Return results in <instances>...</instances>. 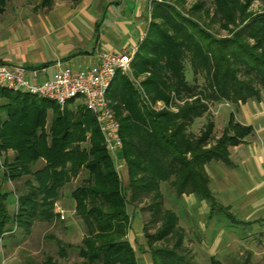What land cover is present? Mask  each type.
I'll use <instances>...</instances> for the list:
<instances>
[{
    "label": "trees",
    "instance_id": "1",
    "mask_svg": "<svg viewBox=\"0 0 264 264\" xmlns=\"http://www.w3.org/2000/svg\"><path fill=\"white\" fill-rule=\"evenodd\" d=\"M6 1L0 0V13ZM205 1L211 6L204 10V16L211 23L220 20L233 26L235 14L242 17L250 2L243 0L242 6V0H204L193 10L205 8ZM155 13L161 15L162 28L152 24ZM149 19L146 35L131 62L134 76L148 74L140 84L144 94L124 74H117L107 95L120 126V157L126 167L127 183L116 172L97 123L83 105L69 108L71 102L60 110L51 101L0 90V100L5 102L0 112L6 115L4 119L0 116V161L2 153H13L11 160L3 158L7 172L0 171V239L11 231L8 226L12 228L14 223L12 210H18L15 224L25 233L36 220L51 222L59 191L80 173L84 174L81 184L70 194L74 214L84 227V237L77 247L80 261L74 264H137L135 252L126 240L130 224L127 210L143 198L149 201L147 209L152 212L153 223H161L154 235L145 233L153 264H179L174 249L153 246L154 241H168L177 232L175 215L163 209V181H169L179 195L193 193L212 210L220 208L209 188L204 166L212 160L228 163V148L240 144L253 129L236 123L231 115L214 143L210 121L197 138L183 133L179 137V133L207 113L208 102L237 106L248 100L260 101L264 94V16L250 21L247 32V37L255 40L252 50L258 49V55L238 43L213 39L198 23L183 18L175 4L163 8L153 2ZM232 47L237 49L233 55ZM189 54L191 60L204 54L202 62L211 54L216 62L217 74L209 79L206 89L190 86L185 80L183 60ZM233 62L246 65L247 70L232 68ZM244 72L250 78L238 79ZM256 86L260 87L258 91ZM170 95L193 97L174 114L149 110L148 104L157 100L169 104ZM48 110H52L53 117L46 130ZM84 143L87 146H81ZM38 162L43 166L33 171L32 166ZM22 175L32 176L36 185L27 181L28 190L18 196L17 207L13 208L11 192L5 187L8 181ZM50 239L63 246L56 237ZM60 252L64 255L65 251ZM42 264L61 263L47 255ZM211 264L219 263L211 259Z\"/></svg>",
    "mask_w": 264,
    "mask_h": 264
},
{
    "label": "crops",
    "instance_id": "2",
    "mask_svg": "<svg viewBox=\"0 0 264 264\" xmlns=\"http://www.w3.org/2000/svg\"><path fill=\"white\" fill-rule=\"evenodd\" d=\"M153 2L53 0L50 6L39 10L3 12L0 17V64L24 67L34 72L35 79L41 82L51 79L60 65L72 70L93 67L102 52L134 54L146 35ZM225 109L227 123L232 115L236 123L253 129L240 144L228 148V163L212 160L204 166L209 188L220 207L214 212L227 214L230 220L227 229H222L221 224H217V231L213 229L210 221L215 217H209L211 208L205 200L193 193L177 194L169 181L160 185L163 209L173 212L177 219V241L171 243V248L168 241L163 240L154 241L153 246L168 249L178 246L175 255L179 264H211V259L219 264H264V95L260 101L248 100L237 106L213 103L211 112L208 110L196 117L179 137L182 133L195 138L201 136L203 121L206 124L210 121L214 143L227 126L224 124L222 131L217 132V121L224 118ZM120 174L122 180L127 181L126 167ZM67 202L73 206L70 200ZM54 204L63 211L64 219L60 214L57 217L64 222L65 231L71 232L76 223L72 217L74 212L66 207L68 205ZM137 204L139 201L127 210L130 224L126 240L135 252L137 264H153L145 233L154 235L161 223L154 224L152 212ZM207 216L210 220L206 223ZM148 226L155 227L153 232L147 230ZM236 226L243 228L244 237L234 236L232 231ZM83 237L79 238L80 243ZM204 246H207L205 251ZM235 246L240 250L233 251ZM0 247L3 264L12 263L4 253L22 250L20 246L7 249L2 240ZM64 257L60 254L58 262L66 261Z\"/></svg>",
    "mask_w": 264,
    "mask_h": 264
},
{
    "label": "rangeland",
    "instance_id": "3",
    "mask_svg": "<svg viewBox=\"0 0 264 264\" xmlns=\"http://www.w3.org/2000/svg\"><path fill=\"white\" fill-rule=\"evenodd\" d=\"M48 1L45 2V0H8L6 1L5 7L3 12L4 13H10L12 10L17 9V11L23 12L25 9H34V10H39L42 8H45L47 6H50L53 2V0H46ZM155 5H161L163 8L165 6H174L175 4V10L185 19L196 22L199 24V26L202 28L203 31L209 32L213 39L215 40H229L230 42H235L240 45H242L245 49L251 50L252 53L255 55L260 54V51L258 49L252 50V47L254 45L255 40L247 37V32L250 28V21H254L257 18H261L264 16V3L260 0H250L248 3V6L246 5V8L244 10V13L242 14V17H239L238 12L235 14V22L236 25H229L226 24L225 22H220L215 21V23H211L208 18L204 16V10L207 7H210V3L205 1V8L195 11L193 8L197 5H201L204 3V0H183V1H176V0H154ZM240 4L243 6L244 2L243 0L240 1ZM4 13H0V17L3 16ZM168 13V12H167ZM169 15V13H168ZM1 19V18H0ZM152 24L156 26H160L162 28V19L161 15L155 13V15L152 17ZM222 24H226L225 28L222 26ZM188 31V30H187ZM203 49V48H202ZM204 52V51H203ZM237 52L236 47H232L231 54H235ZM204 55V54H203ZM202 55V57H203ZM200 55H196L193 57L191 60L190 54L188 56L184 57L183 60V66H184V77L185 80L188 82L190 86H195L196 88H205L207 85L209 79L212 76H215L217 74V67L215 69L216 62L212 61V56L211 54L206 57L205 60H200L202 59ZM226 58H229V55H226ZM235 62L231 63L232 68H241V71L247 70V66L244 64H235ZM124 76L127 78L128 81H130L133 85L134 88L138 91L141 92L142 94L144 90L140 84L142 81H144L146 78H148V74H138L134 76L132 69L128 74H124ZM250 74H246L244 72V75L238 76V79H243V80H248L250 78ZM260 87L256 86V90L258 91ZM206 89V88H205ZM197 90V89H196ZM10 92V91H7ZM203 92L208 93V91L203 89ZM15 94V93H14ZM264 95V94H263ZM171 97L173 95H170ZM193 96H181V97H176L173 96V101L172 104H166L165 102H162L160 100H157L156 102L152 104H148V108L150 111L158 114L161 112H167V113H176L180 108H182L185 104V102L190 103L192 100L190 98ZM39 100H45L42 98H38ZM145 99V98H144ZM192 99V98H191ZM48 101V100H46ZM146 101V100H145ZM5 102L3 100H0V106L4 104ZM111 103V102H110ZM72 104V103H71ZM69 104V108H73L74 106L77 105H82L81 101H75L71 105ZM208 110L213 107L212 102H208L207 104ZM210 111V110H209ZM211 112V111H210ZM228 111L225 109L224 113L226 114L224 116V120L221 119L219 122L217 121V132H221V127L224 126V124L227 123L228 120ZM0 116L4 119L6 117L5 113L0 112ZM53 117V112L52 110H48L47 112V125H46V130H49V126L51 123ZM204 125L203 128H206V122L203 121ZM87 136H90L87 134ZM81 146L85 147L87 146L86 143L82 144ZM4 156H7V159L11 160L13 157V153L9 151L6 155L5 153H2V160L0 161V171L2 172H7L6 167L3 165V158ZM43 166L42 162H38L37 164L32 166V170H37L40 169ZM9 173V171H8ZM82 173H80L76 178H72L60 191L58 194V198L55 200L56 203H62L63 205H68V209H72L71 211L74 212V204L73 206L67 202V200L71 203L73 201L71 200L70 194L71 192L80 186L81 180L83 179ZM121 178V174L119 175ZM122 179V178H121ZM127 180V179H126ZM27 181L30 182L32 185H36L34 178L32 176H21V178L17 180H10L8 181L7 186L5 189L9 192H11V201H13L14 205L13 208L17 207V198L20 194L23 192H26L28 190V186L25 184ZM123 181V180H122ZM124 182V181H123ZM124 183H127L125 181ZM163 202V199H162ZM61 205V204H60ZM138 205V204H137ZM139 205L141 206L140 208H146L149 206V201L146 198H143L142 200H139ZM138 205V206H139ZM12 207V206H11ZM215 209H210L209 217H215L213 218V221H210L213 225V229L215 231L218 230L217 224H221V228H226L230 224L229 218H227V214H219L216 215L214 212ZM14 212V223L12 228L10 226L9 229H11L10 232H7L2 235L1 239L4 244L6 245L7 249H10V246L12 248L14 247H19L20 246V252H12L11 254L9 253H4L6 255L5 258L7 259L9 257L10 260H12L11 264H42L44 261L45 256L50 255L53 257L55 260L59 261V255L61 254L60 250L64 249V258H67L66 261H62L63 264H74L80 261V258L78 256V250L77 247L80 244L79 238L84 236V227L82 223L80 222V219L75 216L73 213L72 217L75 220V227L71 232L65 231V226L64 222L58 219L57 217L60 213L59 210L56 208L55 204L53 205V213L55 214V217L51 220V222H44V221H39L36 220L33 222L31 228L29 229L28 233H25L19 226H16V216L18 215V210H12V213ZM66 212V211H65ZM11 213V214H12ZM213 215V216H212ZM210 220L207 216V218H204V222H209ZM69 219L67 220V222ZM149 225V223H148ZM155 227L148 226L147 230L153 232V229ZM220 228V229H221ZM146 230V231H147ZM178 232V231H177ZM176 232V233H177ZM174 233V235L168 240L167 244L168 247H172V242L177 241V234ZM234 236H239V237H244L246 233H244V230L240 226H236V228L232 231ZM228 234V233H226ZM51 236L56 237L63 246H59L56 244V242L52 239H50ZM67 237H71L70 240L67 239ZM73 237V238H72ZM75 242H72V241ZM75 244L71 247H67V245L64 244ZM208 246H209V242ZM262 243H264V238L262 240ZM171 245V246H170ZM205 245V244H204ZM207 245V244H206ZM62 247V248H61ZM207 248V246H204V251ZM240 250L239 247H236L233 249V251H238ZM178 246L174 248V253H178ZM61 263V262H60ZM61 263V264H62ZM0 264H3L2 262V256H1V247H0Z\"/></svg>",
    "mask_w": 264,
    "mask_h": 264
},
{
    "label": "built area",
    "instance_id": "4",
    "mask_svg": "<svg viewBox=\"0 0 264 264\" xmlns=\"http://www.w3.org/2000/svg\"><path fill=\"white\" fill-rule=\"evenodd\" d=\"M134 54L102 52L90 68L72 70L58 66L51 79L37 81L36 74L20 66L0 64V90L28 94L57 104L62 110L67 104L81 101L99 128L103 144L113 160L118 175L125 167L120 152L122 141L108 92L117 74H128ZM173 96L169 104H172ZM177 112V111H176ZM64 219L63 211L59 210Z\"/></svg>",
    "mask_w": 264,
    "mask_h": 264
}]
</instances>
